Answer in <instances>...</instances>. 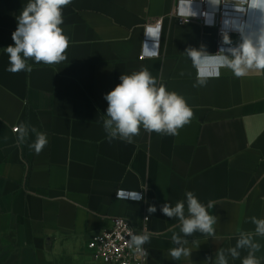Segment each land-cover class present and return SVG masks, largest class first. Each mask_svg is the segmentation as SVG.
Segmentation results:
<instances>
[{"label": "crops", "instance_id": "crops-1", "mask_svg": "<svg viewBox=\"0 0 264 264\" xmlns=\"http://www.w3.org/2000/svg\"><path fill=\"white\" fill-rule=\"evenodd\" d=\"M177 1L72 0L61 25L67 59L29 60L30 73H11L5 49L14 45L16 18L29 0H0V264H102L87 244L116 217L135 227L148 218L146 264H216L221 250L228 264H242L247 250L234 259L228 249L241 232L255 233L253 217L264 219V73L237 78L222 68L194 86L197 69L186 49L204 45L214 54L217 35L194 21L179 25ZM247 18L259 27L258 13ZM157 23L159 33L147 35ZM145 40L155 55L141 60ZM143 68L183 96L194 116L176 136L141 128L132 143L109 142L104 96L122 74ZM20 124L29 128L22 144L12 132ZM32 128L47 136L39 154L29 147ZM120 191L143 200L117 199ZM187 191L204 205L213 202L209 212L218 220L215 236L184 237L191 255L175 260L171 237L183 236L180 222L160 208L185 201L187 214ZM150 206L157 211L150 214ZM253 238L264 264V237Z\"/></svg>", "mask_w": 264, "mask_h": 264}, {"label": "clouds", "instance_id": "clouds-1", "mask_svg": "<svg viewBox=\"0 0 264 264\" xmlns=\"http://www.w3.org/2000/svg\"><path fill=\"white\" fill-rule=\"evenodd\" d=\"M209 9L214 14L225 9L221 15V43L218 51L209 53L206 46L200 48L189 47L186 55L197 69V82L194 86H204L207 80L220 75V69H229L237 77H246L250 72L264 73V0H206ZM72 0H29L17 16V28L12 33L14 45L6 47L9 58L8 72L18 73L32 71L28 63L45 65L59 64L67 59L65 55L69 47V38L64 34L61 25L64 23L63 10ZM250 12L259 14V27L253 28L248 17ZM180 15L194 17L197 12L193 10V0H181ZM203 15L208 21L209 13ZM160 25L149 26L147 35L156 36ZM236 33L238 40L233 41L231 33ZM153 54V53H150ZM211 68L214 71H209ZM120 83L105 94L107 109L103 127L109 142L119 139L132 143L133 138L140 134L141 128L146 132L176 136L179 129L189 124L194 116L192 108L185 98L175 91L167 90L166 86L158 83L157 78L143 68L131 74H122ZM19 143H24L29 135V128L25 124L16 126ZM35 133V141L29 145L36 154H39L47 145L46 134L31 129ZM122 191L117 192L118 198ZM136 197L137 193H133ZM185 201H178L175 206L165 203L161 212L180 222V233H173L171 239L177 247L170 250L173 259L179 260L182 256L191 255V249L185 247L188 241L184 238L197 232L209 237L215 236L214 225L218 218L209 212L214 203L209 201L202 204L193 192L185 193ZM155 213L157 208L150 206L147 210ZM256 225L255 233L241 232L235 247L228 249L235 259L240 256L238 249H246L247 255L242 264H260L256 253L261 245L256 242L253 235L264 237V219L252 218ZM128 246L136 252L143 253V245L149 242L148 234H129ZM216 264H228L223 250L217 253Z\"/></svg>", "mask_w": 264, "mask_h": 264}, {"label": "built area", "instance_id": "built-area-1", "mask_svg": "<svg viewBox=\"0 0 264 264\" xmlns=\"http://www.w3.org/2000/svg\"><path fill=\"white\" fill-rule=\"evenodd\" d=\"M197 6V15L194 17H182L180 15L181 9V0L177 1L176 9L173 14V17L179 25H184L189 22H197L202 27L212 28L215 30L217 35V51L221 43V13L225 10L223 6L220 11L215 12L214 14L209 9V6L206 0H197L195 2ZM208 12L209 17L206 23V18L203 13ZM244 19H248L245 17ZM160 25V23H157ZM232 39L235 41L238 40L236 33H231ZM149 45V41L145 40L143 46V52L140 59L144 60L147 58L153 57L155 54H150L147 52L146 48ZM216 51V52H217ZM214 77V76H212ZM14 129V128H13ZM12 129L13 133L14 130ZM117 199L125 201H136L142 202L143 196L141 193H137V196L134 197L133 193H123ZM148 218L143 217L140 227H135L131 221L127 218L116 217L111 220V227L108 230L102 231L92 236L90 241L87 244V249L91 252L92 256L96 261L101 262L102 264H146L148 260V250L143 245L144 252H136L134 248L128 246L131 234H149L147 229Z\"/></svg>", "mask_w": 264, "mask_h": 264}, {"label": "rangeland", "instance_id": "rangeland-1", "mask_svg": "<svg viewBox=\"0 0 264 264\" xmlns=\"http://www.w3.org/2000/svg\"><path fill=\"white\" fill-rule=\"evenodd\" d=\"M5 253V247L1 245V240H0V259L3 257Z\"/></svg>", "mask_w": 264, "mask_h": 264}]
</instances>
